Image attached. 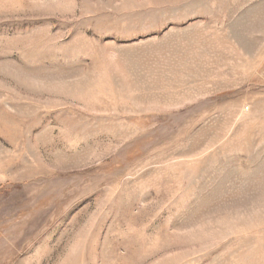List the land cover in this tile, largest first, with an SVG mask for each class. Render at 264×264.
I'll list each match as a JSON object with an SVG mask.
<instances>
[{
  "label": "rangeland",
  "instance_id": "obj_1",
  "mask_svg": "<svg viewBox=\"0 0 264 264\" xmlns=\"http://www.w3.org/2000/svg\"><path fill=\"white\" fill-rule=\"evenodd\" d=\"M0 264H264V0H0Z\"/></svg>",
  "mask_w": 264,
  "mask_h": 264
},
{
  "label": "snow or ice",
  "instance_id": "obj_2",
  "mask_svg": "<svg viewBox=\"0 0 264 264\" xmlns=\"http://www.w3.org/2000/svg\"><path fill=\"white\" fill-rule=\"evenodd\" d=\"M167 27V25H165V28Z\"/></svg>",
  "mask_w": 264,
  "mask_h": 264
}]
</instances>
